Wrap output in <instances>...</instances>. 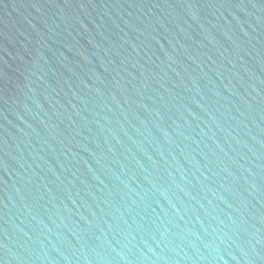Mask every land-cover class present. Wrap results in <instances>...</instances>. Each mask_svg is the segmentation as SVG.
<instances>
[{"label": "water", "instance_id": "95a60500", "mask_svg": "<svg viewBox=\"0 0 264 264\" xmlns=\"http://www.w3.org/2000/svg\"><path fill=\"white\" fill-rule=\"evenodd\" d=\"M0 264H264V0H0Z\"/></svg>", "mask_w": 264, "mask_h": 264}]
</instances>
